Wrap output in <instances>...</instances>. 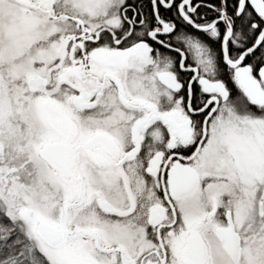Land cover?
Segmentation results:
<instances>
[{
  "label": "snow or ice",
  "instance_id": "snow-or-ice-1",
  "mask_svg": "<svg viewBox=\"0 0 264 264\" xmlns=\"http://www.w3.org/2000/svg\"><path fill=\"white\" fill-rule=\"evenodd\" d=\"M0 264H264V0H0Z\"/></svg>",
  "mask_w": 264,
  "mask_h": 264
}]
</instances>
